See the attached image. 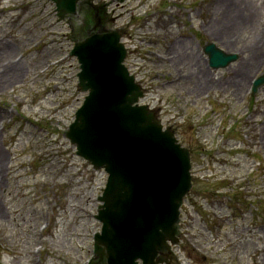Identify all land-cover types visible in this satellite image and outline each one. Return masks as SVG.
<instances>
[{
	"label": "rangeland",
	"instance_id": "374dc122",
	"mask_svg": "<svg viewBox=\"0 0 264 264\" xmlns=\"http://www.w3.org/2000/svg\"><path fill=\"white\" fill-rule=\"evenodd\" d=\"M54 9L49 0H0V41L12 45L8 56L0 54V65L8 58L21 71L0 81V264H84L100 230L93 215L104 176L76 156L64 135L85 94L77 86V61L69 56L68 25ZM234 10L246 16L235 18ZM116 11L131 50L127 64L145 91L143 103L158 110L193 154L197 192L189 200L201 213L194 214L191 201L183 207V235L172 264H226L223 257L251 264L252 252H264V228L252 229L258 193L264 202V178L261 170L260 177L248 173L255 167L264 172V162L253 164L257 150L243 134L253 129L245 123L253 107L258 119L264 109V85L251 94L263 73L264 53L249 55L248 48L264 47V0H127ZM73 23L84 26L87 19ZM208 42L238 59L211 69L203 53ZM258 127L264 148V121ZM236 174L243 182L219 183ZM244 191L254 195L248 198L253 216L237 209L242 198L234 195ZM210 196L220 198L217 213L228 218L218 236L210 233ZM227 200L244 220L224 206ZM258 210L261 217L262 204ZM191 217L193 227L187 229ZM185 231L194 236L196 250L185 242Z\"/></svg>",
	"mask_w": 264,
	"mask_h": 264
},
{
	"label": "water",
	"instance_id": "95a60500",
	"mask_svg": "<svg viewBox=\"0 0 264 264\" xmlns=\"http://www.w3.org/2000/svg\"><path fill=\"white\" fill-rule=\"evenodd\" d=\"M59 19L74 14L79 0H51ZM213 68L237 55L214 44L204 47ZM71 55L80 64L79 87L88 92L65 132L76 154L108 173L97 218L102 234L95 253L108 264H155L166 240L175 242L178 207L190 188L189 154L173 133L162 131L146 106L137 105L140 87L123 65L126 55L115 31L76 43ZM264 83V75L254 84ZM158 262H162L161 259Z\"/></svg>",
	"mask_w": 264,
	"mask_h": 264
},
{
	"label": "bare ground",
	"instance_id": "6f19581e",
	"mask_svg": "<svg viewBox=\"0 0 264 264\" xmlns=\"http://www.w3.org/2000/svg\"><path fill=\"white\" fill-rule=\"evenodd\" d=\"M233 15L235 18H237L238 16H246V13L244 11H233ZM223 30H225L227 33H230L231 30L227 27V26H223ZM262 39H260L261 41ZM228 43H230V41H228ZM251 54L249 53V55H254V54H261L264 53V47L256 45L253 47H248ZM12 52V45H10L9 43H4L0 41V54L5 57L8 56L10 53ZM8 58H3V64L0 65V67L4 68L3 70H0V81L2 83H7L9 81H11L12 79H15L16 77H18V74H20V69L19 68H15L13 64L14 62L11 61H6ZM6 61V62H5ZM8 63V64H6ZM237 75H239L238 77L240 78L241 81L245 80L244 78V74L243 71L240 67H237ZM233 82V80H231ZM236 82V81H235Z\"/></svg>",
	"mask_w": 264,
	"mask_h": 264
}]
</instances>
